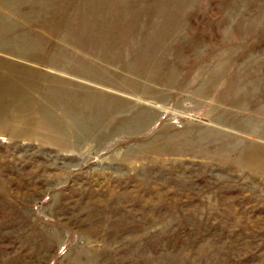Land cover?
I'll use <instances>...</instances> for the list:
<instances>
[{"label":"rangeland","instance_id":"374dc122","mask_svg":"<svg viewBox=\"0 0 264 264\" xmlns=\"http://www.w3.org/2000/svg\"><path fill=\"white\" fill-rule=\"evenodd\" d=\"M0 264H264V0H0Z\"/></svg>","mask_w":264,"mask_h":264}]
</instances>
